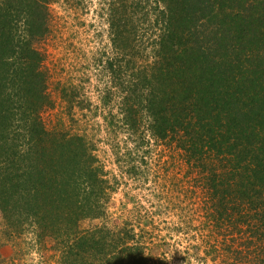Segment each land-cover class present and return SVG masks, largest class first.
Returning <instances> with one entry per match:
<instances>
[{"label":"trees","instance_id":"16d2710c","mask_svg":"<svg viewBox=\"0 0 264 264\" xmlns=\"http://www.w3.org/2000/svg\"><path fill=\"white\" fill-rule=\"evenodd\" d=\"M51 1L0 0V213L11 232L33 226L37 236L53 237L64 264H147L144 247L125 245L123 234L79 228L82 219L104 213L110 185L84 136L48 130L41 119L50 99L34 43L48 31ZM148 2H126V16H112L114 41L127 43L122 28H137L132 18L139 11L148 19ZM154 5L157 15L146 23L154 59L131 57L137 73L126 122L132 126L135 113L144 112L152 134L175 133L192 157L221 162L233 154L239 191L264 195V0ZM200 164L213 185V218L224 220L218 208L230 199L222 190L232 186L229 176L216 163L208 173Z\"/></svg>","mask_w":264,"mask_h":264},{"label":"rangeland","instance_id":"374dc122","mask_svg":"<svg viewBox=\"0 0 264 264\" xmlns=\"http://www.w3.org/2000/svg\"><path fill=\"white\" fill-rule=\"evenodd\" d=\"M129 1L52 0L48 31L34 43L44 56L50 104L40 115L46 129L84 136L109 179L104 213L82 219L79 228L123 234L125 245L144 247L147 264H264V195L239 191L233 154L221 162L192 157L175 133L152 134L144 112L135 113V127L126 122L125 99L137 73L131 57L139 63L154 59L146 23L157 15V0H148V19L143 22L139 11L132 18L137 28H122L127 43L114 41L112 16H126ZM200 162L207 173L216 163L229 176L232 186L222 190L230 199L218 208L224 220L213 218V185ZM55 243L37 236L33 226L11 232L0 213V264H64Z\"/></svg>","mask_w":264,"mask_h":264}]
</instances>
